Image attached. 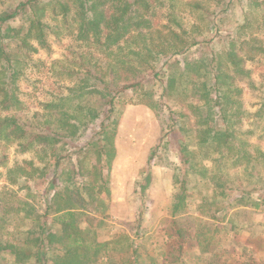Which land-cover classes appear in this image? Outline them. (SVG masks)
<instances>
[{"label":"trees","instance_id":"trees-1","mask_svg":"<svg viewBox=\"0 0 264 264\" xmlns=\"http://www.w3.org/2000/svg\"><path fill=\"white\" fill-rule=\"evenodd\" d=\"M175 4L176 0H0V113L22 109V104L15 95L17 81L23 75L25 60H30L38 49L46 47L47 32L51 30H55L54 35H58L62 29L66 30L67 35H71L70 28L74 26L75 38L80 41L81 46L86 45L108 56L119 53L121 44L127 40L139 42L143 45L142 48L154 52L153 56L159 58L171 59L187 53L199 44L198 38L202 33L196 23L190 26L183 24V18L175 9ZM229 4L230 0L184 2L187 12L195 14L197 20H203L202 16L209 14V7L222 8ZM159 10H164L161 13L163 21L157 24L154 19L158 17L156 12ZM21 16L22 25L12 27L10 22ZM241 28L249 31L248 39L229 40V49L212 53L209 57L200 56L192 61L183 59L181 73L172 72L166 77L163 94H174L178 84L180 85L178 79L181 78L184 79L182 92H186L185 97L188 100L181 102L179 111L168 109L170 115L174 112L171 119L177 117L184 120V125H177L173 121L168 129L170 133L164 136L177 129L190 132L194 136L193 141L188 143L177 139L179 164L184 173L178 179L179 193L170 209L173 232L168 238L176 240L180 251L185 240L191 236V229L182 227L181 223L194 218L192 213H195V245L201 253L208 252L212 244L211 236L201 230L199 219H213L215 214L221 212V209L211 211L212 198L201 197L199 203L194 202L192 190L186 181L188 174L198 171L200 178L208 181L212 191L221 190L220 195L227 203L226 210L231 208V201L239 207L250 206L256 210L264 206V176L256 167L259 160L264 165V153L256 149L252 158L249 153L251 145L240 139L242 133L235 128L236 124L240 125L246 118L241 101L243 84H248L249 80L245 64L264 54V45L256 36V29H253L249 17L244 20ZM13 40L17 45L11 49L9 45ZM78 59L75 63L77 71L69 69L66 72L70 77L83 76L84 81H80L82 86L77 89L72 87L68 90V95L58 101L42 104V124L39 123L38 114L33 115L34 123L31 120L28 127L19 118L0 115V139L7 142L18 140L22 151L40 144L69 142L80 127L87 124L88 121H85L91 119L81 104L72 105V100L82 94L86 82L100 85L106 94L110 93L112 87L121 91L133 89L139 84V66L135 61L128 60L121 67H116V64L103 65L84 54ZM171 64L177 66L178 61ZM113 100L114 96L107 103L112 106ZM263 115L264 99L253 117L259 118ZM183 126L184 130L181 128ZM102 134L105 136L104 132ZM93 138L94 136L77 147L74 154H80L81 158L76 159L74 165H70L72 176L66 186L56 191L46 202L48 204L44 214L40 215L34 207L22 203L25 219L30 221V227L23 232V238H17L19 226H15L11 232L5 231L12 220L10 215L13 207L12 203L3 199L5 192L0 193V264H99L100 256L103 255L106 264H131L130 260L140 263L139 248L129 243L127 234H114L103 242L97 240L96 230L107 215L101 218L93 215L98 209L106 208L105 201L94 195L99 193L96 187L104 189L106 195L109 194L105 186L109 179L114 151L111 141L104 145L102 139L95 141ZM104 140L107 138L104 137ZM91 153L95 156L94 161L91 160ZM90 161L94 164L88 168ZM101 162L104 163L102 166ZM252 163L254 171L246 172ZM235 167L241 168L248 178L261 175L256 182L261 186L253 185L246 191L239 181L242 197L234 200V186L227 173L230 168ZM74 175L78 176L75 181ZM97 180L100 183H96ZM260 190L263 194L259 195L257 201L241 200ZM83 193L89 197L86 198ZM48 212L51 215L50 221L47 220ZM136 235L141 236L140 232ZM119 245L121 247L118 250L116 247ZM115 251H122L126 255L122 257L123 262L108 256ZM6 255L12 257L13 262L6 261ZM160 256H165L164 252ZM229 256L238 264H256L249 248H243L239 253Z\"/></svg>","mask_w":264,"mask_h":264},{"label":"rangeland","instance_id":"rangeland-1","mask_svg":"<svg viewBox=\"0 0 264 264\" xmlns=\"http://www.w3.org/2000/svg\"><path fill=\"white\" fill-rule=\"evenodd\" d=\"M185 1L176 0L175 9L181 13L183 24L190 26L196 23L202 36L198 38L197 46L178 57L165 59L153 56L154 52L142 48L143 45L139 42L128 40L121 44V51L116 55H104L86 45L81 46L80 41L75 38L76 28L71 26V35H67L64 29L58 35H54L55 30L47 32L46 47L38 49L30 60H25L26 66L17 81L15 91L22 109L8 110L0 115L19 118L26 123V127L31 120L34 123L35 114L40 116L39 123L44 122L42 104L58 101L66 97L72 87L77 89L82 86L80 81H84L83 76L70 77L66 72L69 69L77 71L75 63L82 54L100 61L103 65L116 64V67H121L128 60L135 61L139 66V84L133 89L121 91L112 87L110 93L106 94L100 85L86 82L82 94L72 100V105L81 104L91 119L85 121H88L87 124L82 125L69 142L40 144L22 151L18 140L7 142L0 139V193L5 192L3 199L12 203L13 207L10 215L12 220L5 231L11 232L15 226H19L17 238L24 237L23 232L30 227V221L25 219L22 203H28L40 215L44 214L48 204L46 202L56 191L62 190L72 176L70 165H74L76 159L81 158L80 154H74L77 147L94 136L95 141L102 139L104 145L111 141L114 151L109 179L105 186L109 194L106 195L104 189L96 187L99 193L94 195L106 203V208L98 209L93 214L98 218L107 215L96 230L98 241L109 240L114 234H127L129 243L139 248V264H238L229 255L239 253L243 248L252 250L256 264H264V206L256 210L250 206L239 207L231 201V208L226 210L227 203L220 195L221 190L212 191L208 181L201 179L198 171L186 176L194 202L199 203L201 197L212 198L209 199L212 202L211 211L221 209L222 212L215 214L213 219H199L202 222L201 230L211 236L210 249L201 253L195 245V213H192L194 218L181 223L182 227L191 229V236L185 240L181 251L178 250L176 240L168 238L173 232L170 209L179 193L178 179L180 180L184 173L179 164L177 139L188 143L193 141L194 136L178 129L164 136L170 133L168 129L173 121L180 126L184 121L177 117L172 120L174 112L170 115L168 109L179 111L181 102L188 100L185 97L186 92H182L184 79L181 78L178 79L180 85L178 84L174 94H163L166 77L172 72L181 73L183 59L192 61L200 56L209 57L212 53L229 49V40L248 39L249 31L241 28L247 17L250 18L253 29H256V36L264 45V0H230V4L222 8L209 7V14L203 15V20H197L195 14L187 12ZM163 11L156 12L158 17L154 19V23L160 24L163 21ZM22 18L23 16L17 17L10 25H22ZM15 45L16 41L13 40L9 46L12 49ZM167 61L168 63H165ZM174 61H178L177 66L171 64ZM245 68L249 72V80L248 84H243L241 101L246 118L240 125L236 124L235 128L242 133L240 139L251 145L249 153L254 158L256 149L264 153V115L253 117L264 99V54L247 61ZM113 96L114 100L110 106L107 102ZM181 128L185 129L184 126ZM104 137L107 140H104ZM90 156L94 161L95 156L92 153ZM93 164L94 162L90 161L88 168ZM103 164L101 162V166ZM253 164L246 172L254 171ZM262 164L259 160L256 167L264 176ZM207 166L210 167V164ZM227 175L234 186V200L242 197L241 187L249 191L253 185L261 186L256 183L261 175L257 176L258 178H248L239 167L230 168ZM77 177L74 175V181ZM96 183L100 182L97 180ZM262 194L260 190L241 200L257 201ZM83 195L89 197L86 193ZM50 219L49 213L47 220ZM136 232H140L141 236L136 235ZM120 247L121 245L116 248L119 250ZM163 252L165 256L162 257L160 253ZM108 256L123 262L122 257L126 255L122 251H115ZM105 259V255L100 256L99 264H106ZM5 260L11 263L14 259L6 255ZM130 261L131 264H138L135 260Z\"/></svg>","mask_w":264,"mask_h":264}]
</instances>
